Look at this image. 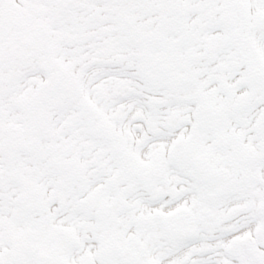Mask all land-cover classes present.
Returning a JSON list of instances; mask_svg holds the SVG:
<instances>
[{
	"label": "snow or ice",
	"instance_id": "snow-or-ice-1",
	"mask_svg": "<svg viewBox=\"0 0 264 264\" xmlns=\"http://www.w3.org/2000/svg\"><path fill=\"white\" fill-rule=\"evenodd\" d=\"M0 264H264V0H0Z\"/></svg>",
	"mask_w": 264,
	"mask_h": 264
}]
</instances>
